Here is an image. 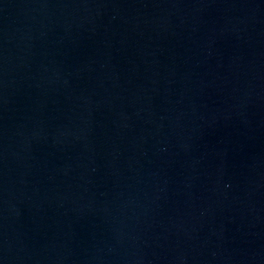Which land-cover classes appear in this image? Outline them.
Here are the masks:
<instances>
[{
  "label": "water",
  "instance_id": "obj_1",
  "mask_svg": "<svg viewBox=\"0 0 264 264\" xmlns=\"http://www.w3.org/2000/svg\"><path fill=\"white\" fill-rule=\"evenodd\" d=\"M0 264H264V0H0Z\"/></svg>",
  "mask_w": 264,
  "mask_h": 264
}]
</instances>
